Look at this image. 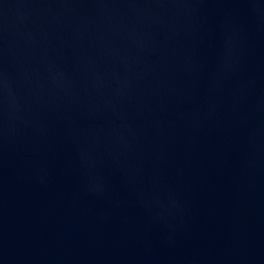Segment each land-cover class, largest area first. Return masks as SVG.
I'll return each instance as SVG.
<instances>
[{"label": "water", "instance_id": "obj_1", "mask_svg": "<svg viewBox=\"0 0 264 264\" xmlns=\"http://www.w3.org/2000/svg\"><path fill=\"white\" fill-rule=\"evenodd\" d=\"M0 264H264V0H0Z\"/></svg>", "mask_w": 264, "mask_h": 264}]
</instances>
